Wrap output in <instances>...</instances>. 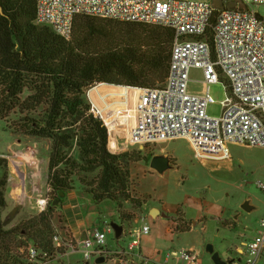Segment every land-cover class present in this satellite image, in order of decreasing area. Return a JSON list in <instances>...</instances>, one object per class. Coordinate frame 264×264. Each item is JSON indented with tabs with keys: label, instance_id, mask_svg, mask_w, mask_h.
<instances>
[{
	"label": "built area",
	"instance_id": "2783aa9c",
	"mask_svg": "<svg viewBox=\"0 0 264 264\" xmlns=\"http://www.w3.org/2000/svg\"><path fill=\"white\" fill-rule=\"evenodd\" d=\"M229 1L223 0L224 7L217 9L212 0H35L36 23L65 40L71 38L78 17L171 30L174 40L164 85L131 89L137 95L127 143L145 150L184 139L198 160L219 158L228 153L231 144L264 148V17L256 11L264 6V0H239L246 9L238 4L228 8ZM210 28L212 42L207 36ZM193 70L200 72L197 82L204 87L202 93L190 88ZM220 83H224L226 98L221 115L211 117L207 109L214 100L209 88ZM103 111L93 107L94 115L104 121ZM119 119L114 122L116 127ZM259 187L264 191L263 184ZM48 203L47 198L38 200L35 209L42 213ZM64 223L66 229L52 237L53 249L58 253L69 247L86 263L101 253L106 247V233L112 232L110 227L107 232L95 229L85 232V238H75L67 221ZM173 226L171 233L177 224ZM149 233L148 225L135 231L134 240L126 251L117 252L113 264H135V258L147 262L141 254V239ZM13 246L0 248V264L49 263L48 251L34 243L19 238ZM263 253L264 220L256 236L237 247L236 256L225 264H258ZM161 264L199 261L196 252L181 250L168 253Z\"/></svg>",
	"mask_w": 264,
	"mask_h": 264
},
{
	"label": "trees",
	"instance_id": "16d2710c",
	"mask_svg": "<svg viewBox=\"0 0 264 264\" xmlns=\"http://www.w3.org/2000/svg\"><path fill=\"white\" fill-rule=\"evenodd\" d=\"M35 22V0H0V115H18L15 131L50 141L51 202L61 193L72 192L76 180L94 204L111 201L120 221L128 220L131 215L123 212L125 203L139 210L145 205L132 196L135 161L132 155L110 151L108 127L94 115L86 92L100 84L137 89L164 85L174 33L159 26L78 17L71 38L65 40ZM207 36L212 42V28ZM127 110L122 106L109 120ZM6 184L5 176L0 187ZM51 202L23 227L6 229L0 220V248H8L20 233L39 240L46 251L53 248L50 239L57 207ZM6 207L0 192V209ZM176 216V231H191L193 223L178 211Z\"/></svg>",
	"mask_w": 264,
	"mask_h": 264
},
{
	"label": "rangeland",
	"instance_id": "374dc122",
	"mask_svg": "<svg viewBox=\"0 0 264 264\" xmlns=\"http://www.w3.org/2000/svg\"><path fill=\"white\" fill-rule=\"evenodd\" d=\"M256 11L264 17V6ZM36 25L44 26L37 23ZM191 77L194 80L190 84L191 90L202 93L204 87L197 82L200 79V72L193 70ZM108 89L110 95H113V88ZM209 93L214 103L208 106L207 113L211 117H219L222 103L226 98L224 83L211 85ZM100 95L104 96L105 92H100ZM110 95L107 96L106 102L112 104L110 102L115 101L116 105L106 114L103 111L104 121L109 130V149L115 154L132 155L135 162L131 167L136 162H142V165H134L131 191L132 196L144 201L145 205L139 210L132 204L125 203L123 212L131 217L121 222L113 202L103 201L93 205L90 200H86V204L81 208L86 230L97 229L107 232L111 224H118L127 232L119 239L115 237L113 229L111 233H106V247L100 254L96 253L88 264H96L97 257L105 258L102 264H113L112 259L118 256L117 252L126 251L134 240L135 231H140L144 225L150 227V233L142 237L141 247L150 260L144 262L135 258V264H161L168 253L181 250L196 252L199 264H214L206 252L207 245H212L224 262L234 258L236 248L249 240L247 237L250 239L255 237L260 222L264 220V191L259 187L260 184L264 185V148L231 144L228 146V153L219 158L198 160L190 144L184 139L166 142L145 150L132 146L127 143V134L135 119V98L129 100L122 96ZM123 101H127L129 110L127 114L119 117L122 120L119 119V127H116L114 122L117 121V116L113 118L114 121H110L109 118L121 111L122 106L119 103ZM17 118L16 114L6 117L0 115V159L6 161L0 163V183L5 176L7 178L6 186L0 187V192L4 193L7 202V207L0 209V220L4 223L13 209L18 210L13 221L5 226L6 229L23 227L25 223L38 216L40 213L35 209L38 200L47 198L49 203L51 202L48 170L44 169L43 163L50 141L15 131L13 126L16 125ZM73 155L77 156L76 150L73 151ZM157 155L170 157L172 161L173 167L162 175L153 169L152 172L147 171L143 165H149L152 160L150 157ZM75 185H78L76 180ZM78 188L79 185L77 193ZM19 194L22 199L17 198ZM247 200L254 206L250 212L242 208ZM151 208L158 209L160 213L164 212L167 218L160 215L151 216ZM177 211L182 219L193 223L191 231L179 233L173 230L174 234L170 232L176 223ZM63 218L58 205L52 220L51 237L66 229ZM98 220L99 223L96 224ZM15 238H20L27 244L34 243L43 247L39 240L35 241L21 233ZM16 239L9 245L13 249ZM47 251L48 264H87L82 255L78 252L73 253L66 246L58 253L53 248ZM262 260L264 261V253L260 261Z\"/></svg>",
	"mask_w": 264,
	"mask_h": 264
},
{
	"label": "crops",
	"instance_id": "0c3cea01",
	"mask_svg": "<svg viewBox=\"0 0 264 264\" xmlns=\"http://www.w3.org/2000/svg\"><path fill=\"white\" fill-rule=\"evenodd\" d=\"M108 88H110V89L113 88V90H112L113 91L112 92L113 95H110V93H109L110 91H109ZM121 89H119L117 87H113V86H108V85H98L97 87H95V88L91 89L90 91H88L87 98H89V101L91 102L93 107H96L98 109L104 110L105 114H106L109 110L113 109L114 106L116 105L115 101L110 102L112 104L107 103L106 102L107 96L110 95V97H117L116 95H119L122 91H124V90H121ZM124 89L126 90V91H124L125 92V98H127L128 95L132 94V92H131L132 90H129L127 88H124ZM91 92H93V93H91ZM100 92H105V95H104L105 97L100 95ZM106 92H108V93H106ZM95 95H97V96H95ZM120 105L121 106H124V105L126 106L127 104L124 103L123 105L122 104H120ZM126 118H128L127 115H126ZM49 151H50V147L47 146L46 147V154H45V156L43 158L44 169L46 171L48 170ZM27 154H29V152ZM140 164L142 165V162H136V163H134L132 165V167H131V175H132V172H133L134 165L137 166V165H140ZM143 165H144V167L146 168L147 171L152 172V168L150 167V164L149 165L143 164ZM132 179H133V175H132ZM77 186L78 185H75V189L72 192H70L67 195H65V197L62 199V203H61L60 208L62 210V215L64 217L63 220L67 221V224H68L73 236L75 238H85V232H87L89 230H86V227L83 224L84 220L82 219L83 217H82L81 208H82V205L86 204V202H87L86 200H90V203L93 204V205H95V204L93 203L91 197L88 196L87 194H85L80 186L78 188L79 190H78V193H77V191H76L77 190ZM20 195L21 194L17 195L19 197H17V196H15V197H17L19 199H22V196H20ZM152 210H153V208L150 209V211H152ZM166 212H167V210H166ZM163 213L164 212H162V214ZM160 217H163V216L160 215ZM98 223H99V220L96 221V224H98ZM125 234H127L126 231H125ZM247 239H250V238L247 237ZM243 243L244 242H242V244ZM141 254H142V256L145 259H147L148 261L150 260L148 254H145L144 249L142 247H141ZM259 262L260 263H258V264H262L264 261L262 260V261H259Z\"/></svg>",
	"mask_w": 264,
	"mask_h": 264
},
{
	"label": "water",
	"instance_id": "95a60500",
	"mask_svg": "<svg viewBox=\"0 0 264 264\" xmlns=\"http://www.w3.org/2000/svg\"><path fill=\"white\" fill-rule=\"evenodd\" d=\"M212 2H213V6L217 9H222L224 7L223 0H212ZM237 4L239 5V7L241 9H246L245 5L242 2H240L239 0L229 1V3L227 4V7L228 8H234ZM150 167L153 170H155L158 174L162 175L165 171L171 169L173 167V165H172V161H171L170 157L163 156V155H157V156H154L152 158V160L150 162ZM64 197H65L64 193H61L58 198H56L55 200H53L51 202L52 207H57ZM242 208L245 211L250 212L254 209V206L251 205L249 200H247L242 205ZM17 213H18V210L13 209L9 215V218L6 221H4L3 226L5 227V226L9 225L13 221V219L16 217ZM150 215L153 217H156L157 215H161V216L167 218V215L165 213L162 214L157 209H153L150 212ZM111 228L113 229V231L115 233V237L117 239L121 238L122 235L125 234V231H124L122 225L111 224ZM206 252L211 256V259H212L214 264H225V262L221 260L219 253L215 252L214 247L212 245H207ZM104 262H105L104 257H98V258H96V261H95L96 264H102Z\"/></svg>",
	"mask_w": 264,
	"mask_h": 264
},
{
	"label": "bare ground",
	"instance_id": "6f19581e",
	"mask_svg": "<svg viewBox=\"0 0 264 264\" xmlns=\"http://www.w3.org/2000/svg\"><path fill=\"white\" fill-rule=\"evenodd\" d=\"M117 88H119V87H117ZM119 89H121V88H119ZM121 90L126 91L124 88H122ZM129 90H131V89H129ZM124 91H122L119 95H116V96L117 97H119V96L125 97V92ZM131 92H132V94L127 96V99H129V100L136 98V95H137V92L136 91H133L132 90ZM126 107L129 109V106L128 105H126Z\"/></svg>",
	"mask_w": 264,
	"mask_h": 264
}]
</instances>
